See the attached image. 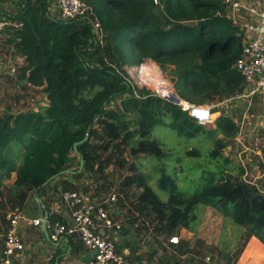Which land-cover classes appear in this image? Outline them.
Instances as JSON below:
<instances>
[{
	"label": "trees",
	"instance_id": "16d2710c",
	"mask_svg": "<svg viewBox=\"0 0 264 264\" xmlns=\"http://www.w3.org/2000/svg\"><path fill=\"white\" fill-rule=\"evenodd\" d=\"M53 1L20 0L17 11L6 14L21 23L6 39L23 57L15 78L40 87L47 105L0 114V168L5 176L15 171L13 186L19 200L32 191L46 211L48 204L41 196L46 188L55 178L69 175L71 180L60 181V191L76 190L74 180L104 166L98 164L101 148L130 144L133 153L150 152L160 146L150 138L156 125L169 126L186 137L211 131L180 106L152 92L142 89L138 96L113 64L131 63L129 56L135 52L137 60L150 57L161 65L169 63L178 75L181 95L177 94L184 99L196 94H232L243 82L233 68L241 39L223 15L221 0H158L156 4L153 0H86L100 22L103 44L88 21L63 20L52 14ZM132 120L133 128L129 127ZM215 123L213 131L225 137L236 133L227 115L220 114ZM12 142L21 147L19 159L8 152ZM198 153L187 151L188 155ZM80 160L83 167L78 171ZM66 169L70 171L62 173ZM146 178L138 173L122 184L133 182L142 188L137 209L154 213L157 233H174L176 227L195 231V208L204 205L264 244V196L254 185L238 178H218L216 172L204 169L197 189L185 192L161 169L158 186L167 193V200L161 201ZM48 219L60 217L48 212Z\"/></svg>",
	"mask_w": 264,
	"mask_h": 264
},
{
	"label": "rangeland",
	"instance_id": "374dc122",
	"mask_svg": "<svg viewBox=\"0 0 264 264\" xmlns=\"http://www.w3.org/2000/svg\"><path fill=\"white\" fill-rule=\"evenodd\" d=\"M19 1L0 0V14L15 13ZM56 11L55 14H57ZM237 44L238 41H235V45ZM5 52L7 56L12 54L7 48ZM137 55L135 52L134 55L129 56L131 63L121 66L113 64V66L124 74H127L128 71L131 72L134 79L130 75L129 79L133 84L134 80L136 81L134 88H136L135 92L138 96H141L139 90L145 89L152 92L153 87L151 86H155L152 83H150L151 86L145 85L142 81L139 65L145 61H151L143 68L147 69L149 75L153 72L150 69L151 66L157 65L171 84L173 91L181 95L178 75L173 65L169 63L161 65L150 57H142L137 60ZM125 68L126 71H124ZM9 75L6 69L0 68V77L3 81L0 86V114L10 108H12L11 111L21 109L26 111L39 107L34 100H31L33 95L25 88L19 86V89H16ZM185 98L194 102H209L214 105V110L217 113L211 116L210 122L204 124L206 129L211 131L198 132L192 137H186L179 135L169 126L156 125L150 138L160 143L159 148H150V152L137 151L133 153L130 144H126V147L111 144L107 150H102V148L99 150L98 164H104V166L95 173L75 180L76 190L89 191L100 196H105L111 190L116 192V202L113 204L104 203V208L110 212V216L115 214V218L120 220L121 228L113 234V237L115 248L124 257L123 264H233L235 255L243 244V236L234 230L235 227L239 229L242 226L233 224L229 218L222 217L224 219L223 230H220L222 222L216 221L219 212L210 206L198 205L195 208L197 216L195 246L191 253V249L180 242L185 237H179L178 227L173 229L174 233L164 231L157 233L154 229L156 225L154 213H148L146 211L148 209H137L138 196L141 194L142 188L133 182H129L127 185L122 184L125 179L130 181L129 178L143 173L147 176V184L158 198L161 201H166V191L158 186L161 169L170 174L175 179L178 188L185 192H193L197 189L200 173L204 169L216 172L218 178L232 177L241 180L250 179V175L259 170L256 150L259 142L264 140L263 130L258 125V122L263 119V107L259 94L247 96L246 93H242L241 84V88L232 94H211L209 96L196 94ZM111 105L113 108V102ZM220 114L227 115L233 120L237 128L235 134L225 137L219 131H213L216 128L215 120ZM129 118H133V115H129ZM130 122L132 123L129 127L133 128V120ZM237 134H240V140H237ZM243 145L248 149H245ZM20 148L16 142H12L8 152L12 157L19 159L20 156L17 155L21 152ZM195 149L199 151L197 155L187 154V151ZM107 160L109 163L105 165ZM241 160L245 161L244 166L241 165ZM55 191H58L57 188ZM45 192L46 190L41 195L44 201L47 200ZM0 198H2L1 193ZM57 200H60L59 195ZM8 206L13 205L10 202L1 203L0 200V225L5 223L3 214ZM47 210L49 211L48 206ZM162 223L164 224V222ZM210 223H212L211 228H209ZM177 231L178 233H176ZM175 235H179V242H170V237ZM231 249L232 251H228ZM251 250L248 253H257L256 248ZM85 259L89 260V257L87 256Z\"/></svg>",
	"mask_w": 264,
	"mask_h": 264
},
{
	"label": "built area",
	"instance_id": "2783aa9c",
	"mask_svg": "<svg viewBox=\"0 0 264 264\" xmlns=\"http://www.w3.org/2000/svg\"><path fill=\"white\" fill-rule=\"evenodd\" d=\"M155 3L158 0H153ZM223 15L228 18L232 25L237 28L236 35L241 39L240 53L233 63V68L243 78L242 93L247 96L259 94L262 107L263 119L258 122L264 134V4L261 0H221ZM57 10V14H55ZM50 12L60 19H80L88 21L94 34L102 44L103 32L93 8L86 0H54ZM21 23L4 14L0 16V68L7 70L8 74L16 75L18 66L15 63L6 65L3 42H6L9 33ZM139 65V73L145 85L153 87L152 93L173 104L184 107L188 100L181 98L173 91L171 84L166 80L161 69L151 72L142 69ZM116 71L132 87L136 85L129 79L133 76L130 71L127 74ZM211 108L213 104H205ZM260 167L256 174H251L250 179L244 180L254 185L258 192L264 196V140L257 147ZM60 199L66 209L65 219H52L45 222L50 243L59 242L62 238L76 236L82 244L92 253L89 264H123V255L115 248L113 234L121 228L120 220L104 208V203L113 204L117 200L116 192L111 190L105 196H100L89 191L61 190ZM48 214V212H47ZM6 225L2 234L0 248V264H15V256L25 248L18 228L20 222L25 220L27 224L40 226L43 214L38 217H25L23 210L13 206L5 214ZM178 236H171L170 242L178 243Z\"/></svg>",
	"mask_w": 264,
	"mask_h": 264
},
{
	"label": "crops",
	"instance_id": "0c3cea01",
	"mask_svg": "<svg viewBox=\"0 0 264 264\" xmlns=\"http://www.w3.org/2000/svg\"><path fill=\"white\" fill-rule=\"evenodd\" d=\"M53 2L51 3V6L53 5ZM261 3L264 4V0H261ZM3 15L4 14L2 13L0 14V16ZM3 43H4L3 44L4 52L7 48L10 49V54L12 53L11 55L7 56L6 55L7 53L5 52L4 56L6 59V65H8L9 63H15L17 64V66L21 65L23 61V57L18 55L12 46L7 44L6 42ZM9 77L13 81V85L16 87L17 90L19 89V86H21L25 88L28 92H30L33 95L31 100H34V102L38 104L39 107L47 105L48 101L46 94L42 91L40 87H33L25 81H17L15 76L9 75ZM1 79L2 78L0 77V86L3 83ZM189 100L192 103H196V104H209V102H194L191 99ZM39 107L30 110H37ZM11 110L12 108L6 109L4 113L6 112L15 113L19 111H25L23 109L21 110L16 109L17 111H11ZM212 110H213V114L217 113V111L214 110L213 108ZM237 140H240V134H237ZM244 148L248 149V147L245 146ZM257 152L258 150H256V153ZM258 161H259V157H258ZM16 163L18 164V161H16ZM244 163L245 161L243 162L241 160L242 166H244ZM259 167H260V162H259ZM15 177H16L15 171H12L9 176H5L3 168H0V193L2 195V198H0L1 203L7 204L8 202H10V204H12L13 206L21 205L19 207L23 209V213L25 217L28 218H35L38 217L41 213L44 214V211L46 210H44V208L41 207L40 199L36 197L32 191L26 192V196L24 200L22 201L19 200V197L16 194L15 188L13 186ZM63 178L71 180V177H69V175H67V177L65 176L57 177L51 183L50 188L49 189L46 188V192H45V199L47 198L46 203L48 204L49 207V211L48 210L47 211L52 215L54 214L57 215L58 217H60V219H65L67 212L65 207L63 206L61 199L57 200V196L58 195L60 196V188H61L60 181ZM73 184L76 185L75 180L73 181ZM53 187H56L58 191L53 192ZM9 206L7 207V209L3 214V220L5 223L4 225L3 224L0 225V248L2 245V234L4 232L6 225L5 214L9 209L13 207V206L11 207ZM113 215L115 217V214ZM222 217L223 216L220 213L217 214L216 217L217 222L219 221L222 222L220 226L221 228L220 230H223L224 219ZM211 227H212V223L209 224V228ZM233 227L235 226L233 225ZM234 230H236L240 234V236H243V244L239 248V252H237V254L235 255L233 264H264V244L254 235H247L244 227H240L239 229L235 227ZM18 231L22 238L25 248L22 252L18 253L15 256L14 258L15 264H89L90 263V257L92 253L82 244V242L75 235L69 238H62L59 242L50 243L48 239H46L43 230L41 228V225L33 226L27 224L25 220H22L20 222ZM178 231L180 234V236L178 235L179 237H185L180 242L182 244H185L188 249H191L190 252L192 253V249L195 246L194 238L196 232L189 231L185 228H178ZM178 231L176 233H178ZM252 248H256L257 253L255 254L248 253V251H250ZM228 251H232V249ZM87 256L89 257V260L85 259Z\"/></svg>",
	"mask_w": 264,
	"mask_h": 264
},
{
	"label": "clouds",
	"instance_id": "9594fccd",
	"mask_svg": "<svg viewBox=\"0 0 264 264\" xmlns=\"http://www.w3.org/2000/svg\"><path fill=\"white\" fill-rule=\"evenodd\" d=\"M181 109L195 122L206 123L211 121L213 110L205 104H196L187 101Z\"/></svg>",
	"mask_w": 264,
	"mask_h": 264
},
{
	"label": "water",
	"instance_id": "95a60500",
	"mask_svg": "<svg viewBox=\"0 0 264 264\" xmlns=\"http://www.w3.org/2000/svg\"><path fill=\"white\" fill-rule=\"evenodd\" d=\"M85 139H86V136H85L81 141H84ZM76 145H77V142H75V143L73 144V148H74V149H75ZM82 167H83V160H80V162H79V166H78V171H79L80 169H82ZM69 171H70V170H67V169H66V170H63L62 173H68ZM52 178H54V176H52ZM52 178H50V179H52ZM50 179L47 180L44 184L48 183V182L50 181ZM41 207L44 208V204H43V203H41ZM47 217H48V214H47L46 211H44V214H43V220H42V223H41V228H42V230H43V233H44L46 239H48V232H47L46 224H45V222H46V220H47Z\"/></svg>",
	"mask_w": 264,
	"mask_h": 264
},
{
	"label": "bare ground",
	"instance_id": "6f19581e",
	"mask_svg": "<svg viewBox=\"0 0 264 264\" xmlns=\"http://www.w3.org/2000/svg\"><path fill=\"white\" fill-rule=\"evenodd\" d=\"M153 66H154V65H152L151 68H150L151 71H153V73H154L155 71H158V72H159V68H155L154 70H152V67H153Z\"/></svg>",
	"mask_w": 264,
	"mask_h": 264
}]
</instances>
